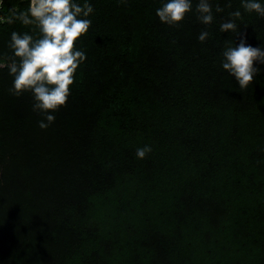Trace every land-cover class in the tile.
I'll return each instance as SVG.
<instances>
[{
    "label": "trees",
    "instance_id": "16d2710c",
    "mask_svg": "<svg viewBox=\"0 0 264 264\" xmlns=\"http://www.w3.org/2000/svg\"><path fill=\"white\" fill-rule=\"evenodd\" d=\"M87 2L86 60L45 130L4 59L13 31L38 32L0 23V264H264V64L240 89L222 52L241 37L220 31L239 10L264 49V17L210 0L206 26L191 0L169 26L156 15L167 0ZM29 4L3 0L0 16Z\"/></svg>",
    "mask_w": 264,
    "mask_h": 264
},
{
    "label": "clouds",
    "instance_id": "9594fccd",
    "mask_svg": "<svg viewBox=\"0 0 264 264\" xmlns=\"http://www.w3.org/2000/svg\"><path fill=\"white\" fill-rule=\"evenodd\" d=\"M126 4L128 0H119ZM3 0H0V6ZM231 7V4L228 5ZM242 7L248 13H256L264 17V4L259 0H242ZM191 0H167L156 10L159 20L169 26H178L192 11ZM224 9L217 5L216 13ZM7 16H0V23L12 24L19 21L25 26H34L38 36L28 33H11L8 48L11 55H5L7 69L13 77L10 91L15 95L24 92L34 97L33 111L44 114L39 122L42 130L47 129L55 120L57 112L66 106L71 87L75 83L76 73L86 60V53L77 48L78 42L85 37L92 21L89 17L94 7L85 0L83 5L75 0H30L27 11H18L13 7ZM197 19L203 25H211L214 21L210 0H199L196 6ZM230 19L221 23L222 33H235L240 36L238 46L225 41L222 52V67L236 79L240 89H247L253 84L259 69L256 62L264 64V49L252 47L246 43L236 19L241 17L239 10L230 13ZM210 33L205 30L199 35L200 42H205ZM0 64V67H3ZM46 121V122H45ZM152 152L149 145L137 148L136 156L144 159Z\"/></svg>",
    "mask_w": 264,
    "mask_h": 264
},
{
    "label": "rangeland",
    "instance_id": "374dc122",
    "mask_svg": "<svg viewBox=\"0 0 264 264\" xmlns=\"http://www.w3.org/2000/svg\"><path fill=\"white\" fill-rule=\"evenodd\" d=\"M0 64H2V63H0ZM1 68V67H0Z\"/></svg>",
    "mask_w": 264,
    "mask_h": 264
}]
</instances>
